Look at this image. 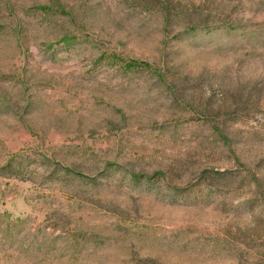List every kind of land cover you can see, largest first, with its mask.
I'll use <instances>...</instances> for the list:
<instances>
[{
	"label": "rangeland",
	"instance_id": "obj_1",
	"mask_svg": "<svg viewBox=\"0 0 264 264\" xmlns=\"http://www.w3.org/2000/svg\"><path fill=\"white\" fill-rule=\"evenodd\" d=\"M0 264H264V0H0Z\"/></svg>",
	"mask_w": 264,
	"mask_h": 264
}]
</instances>
